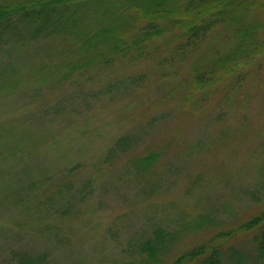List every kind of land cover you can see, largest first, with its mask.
I'll return each instance as SVG.
<instances>
[{
    "label": "trees",
    "instance_id": "16d2710c",
    "mask_svg": "<svg viewBox=\"0 0 264 264\" xmlns=\"http://www.w3.org/2000/svg\"><path fill=\"white\" fill-rule=\"evenodd\" d=\"M255 4L0 0V47L18 50L62 39L73 45L69 60L33 66L30 79L5 75V82L16 87L27 81L38 91L53 78L49 85L68 94L84 90L91 81L96 92L85 95L102 110L120 103L125 108L116 112L118 125L112 134L100 139L87 156L67 164L37 156L39 178L0 182V210L23 215L15 231L21 245L3 247L6 256L0 264H60L49 252L32 253L26 233L39 225L42 231H52L47 237L56 247L64 245L65 221L82 218L88 207L81 190L88 193L118 183L135 188L132 206L139 201L148 206L160 203L157 209L166 213L164 219L173 216L167 223L152 224L149 235L144 230L127 241L122 251L128 257L120 264H264V189H242L245 201H240L239 210L227 202H213L224 215H212L210 207H203L211 197L208 187L226 172L234 178L243 170L225 168L223 156H218L220 164L199 161L209 143L207 155L239 145L244 158L239 165L247 166L253 155L256 174L263 173L264 17L248 18ZM51 94L44 103L33 99L21 120H37L39 108L62 99ZM12 127L13 138L23 135ZM39 130L38 126L35 133ZM34 144L31 140V148ZM209 166L214 169L211 174L206 171ZM169 177L180 181L184 193L190 186L205 184V194L195 204H181L170 198L171 192L169 204L153 198ZM98 192V201L105 205V192ZM77 202L83 203L82 210L75 207Z\"/></svg>",
    "mask_w": 264,
    "mask_h": 264
},
{
    "label": "rangeland",
    "instance_id": "374dc122",
    "mask_svg": "<svg viewBox=\"0 0 264 264\" xmlns=\"http://www.w3.org/2000/svg\"><path fill=\"white\" fill-rule=\"evenodd\" d=\"M254 1L256 2L254 12L249 14L248 18L263 19L264 0ZM40 44V46L31 47L25 45L18 50L6 44L0 47V182L12 183L20 179L39 178L41 169L37 164V156L39 160L45 159L47 162L51 161L56 164H67L68 160L87 156L86 152L97 146L100 139L112 134L118 125L116 114L125 109L122 103L103 110L97 106L94 98L85 95V91L96 92L93 89L95 82L91 81L86 83L84 90L76 89L78 94L74 89L65 94L51 87L49 84L53 78L44 82L45 87L38 91L32 87L29 88L30 84L27 81L11 87L9 82H5L8 77L5 75L11 76L12 79L13 77L30 79L33 78L30 73L33 66L63 63L73 56V45L65 39L46 45L45 42ZM155 74L159 75V73ZM37 83L40 84V79ZM2 88H5V92ZM53 91L54 96L62 97V99L55 103L50 101L49 104H44L39 108L40 118L37 120L31 118L21 120V116L28 112L33 99L44 103ZM13 125L19 132H22V136L13 138ZM38 126L40 130L36 134L35 130ZM34 136L39 138L38 141L34 140ZM31 140L35 143L32 148ZM15 145L22 148L23 152L19 153ZM209 145L210 143L203 147L199 161L220 164L221 157L218 156H223L227 162L225 168L231 171L243 170L234 178L227 175L231 172H226L227 174L221 175L215 183L208 187L211 197L203 207H210L208 212L212 215H224L221 210L215 209L213 202L218 200L227 202L231 207L239 210L240 201H245L242 189L257 185L264 189V170L261 175L256 174L254 166L256 159L253 155L249 158L247 166L239 165V162L244 160L238 152L241 148L239 145L226 148L224 153L220 151L217 154L207 155L204 150ZM260 165L264 166V157ZM206 171L211 174L214 169L209 166ZM159 188L155 193V190L153 191V198L167 202L168 194L171 192L170 198L179 199L181 204H195V201L206 191L205 184H202L192 188L190 186L184 193L180 181L177 183L174 177H169V181L161 183ZM81 191L82 201L87 203L88 207L82 218H70L65 221V229H62V234L66 233L65 244L56 247L54 242L47 237V234L52 231L49 229L42 231V227L36 225L25 235L26 247H30L32 253L49 252L60 264H120L128 257L122 251V246H125L127 241L137 239L144 230L147 231L146 235H149L148 232L151 230L148 228L152 224L167 223L170 218H173L172 216L164 219L166 213L157 209L160 203L148 206L146 201H139L135 203L140 205L132 206L130 200L133 202L135 199L133 193L135 188L122 183L96 187L88 193L85 190ZM98 191L105 192V205L98 201L100 198ZM74 204L78 210H82L83 203ZM42 206H32V208ZM135 208L140 209L130 211ZM41 216L44 215L41 214ZM1 218H5V222ZM21 218L23 215L15 213L13 216L9 210H0V261L6 256L3 247L21 245L22 239L15 238L17 223L23 220ZM72 233L74 238H72Z\"/></svg>",
    "mask_w": 264,
    "mask_h": 264
}]
</instances>
